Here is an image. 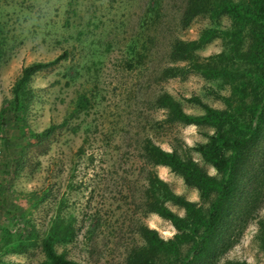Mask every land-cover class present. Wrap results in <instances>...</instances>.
Instances as JSON below:
<instances>
[{
	"label": "rangeland",
	"instance_id": "374dc122",
	"mask_svg": "<svg viewBox=\"0 0 264 264\" xmlns=\"http://www.w3.org/2000/svg\"><path fill=\"white\" fill-rule=\"evenodd\" d=\"M184 0H0V109L22 66L36 60L64 58L36 72L28 81V104L22 115L0 123V264H38L41 237L51 218L73 214L78 234L55 249L83 264H126L125 254L144 241L141 225L164 238L179 230L169 219L146 211L147 167L142 146L150 139L219 176L195 146L208 140L214 127L206 123L167 121L156 97L166 89L183 109L200 115L204 109L185 100L199 96L213 108L226 107L230 85L191 69L223 48L214 38L180 62V74L165 77L169 49L176 38L195 39L212 23L194 17L181 27ZM229 25L222 17L217 27ZM89 104L76 109L77 96ZM49 137H22L50 123ZM256 120H254L255 122ZM22 130V131H21ZM85 152L77 155L78 147ZM238 169L237 187L226 202L227 215L216 232V249L189 257V242L180 254L190 264H264V129ZM156 173L179 195L207 207L198 190L170 166L156 164ZM16 220L4 218L8 208L21 207ZM178 215L185 209L167 201ZM95 231L88 243L86 229ZM31 240L22 251L12 248L18 237ZM150 264H182L173 256Z\"/></svg>",
	"mask_w": 264,
	"mask_h": 264
},
{
	"label": "trees",
	"instance_id": "16d2710c",
	"mask_svg": "<svg viewBox=\"0 0 264 264\" xmlns=\"http://www.w3.org/2000/svg\"><path fill=\"white\" fill-rule=\"evenodd\" d=\"M200 15L207 17L212 24L201 29L195 39H174L168 52L172 63H168L163 72L165 77L177 76L183 69L180 64L182 60L191 58L192 52L202 44L220 38L223 48L219 52L194 59L189 66L208 79H221L230 85V94L224 98L226 107L213 108L199 96L185 97V100L204 109L200 115L190 114L183 109L180 100L166 89L158 93L156 102L164 110L167 121L206 123L214 127V131L207 135L208 140L198 143L195 148L211 163L219 176L209 174L194 161L182 159L174 150H166L147 139L142 146L147 164L146 211L156 212L171 220L179 232L173 238L164 239L155 229L141 225L139 233L144 242L125 254L126 264H150L161 256H173L181 259L182 264H190L192 259L186 263L180 254L179 245L182 242L191 244L189 257L192 258L215 250L216 232L227 215L226 202L237 187L238 169L245 166L251 146L261 138V130L264 129V0H184L179 23L184 27ZM222 17L229 19V25L215 26ZM66 54L67 51H64L51 60H36L22 66L12 85L11 98L3 101L0 123L22 115L28 104L27 84L31 76L57 63ZM88 104L89 99L85 94L77 96L76 109H85ZM67 123L68 117H64L59 123H50L40 131H24L21 136L41 140L53 134L58 126ZM85 150V145L81 144L77 155ZM156 164L168 165L179 173L187 185L198 190L200 199L207 202V207L176 194L156 173ZM167 201L182 206L185 214L180 216L175 213ZM22 209L23 206L8 208L4 218L16 220L17 212ZM75 222L76 217L71 213L66 216L57 213L51 218L41 237L44 258L38 264H83L55 249L56 242L76 240L78 228ZM94 231L93 225H90L86 229V236L83 235L86 238L82 239L90 248L92 244L89 239ZM25 238L31 240V228H28L27 237H18L13 242L12 248L22 251ZM239 264L247 263L242 261Z\"/></svg>",
	"mask_w": 264,
	"mask_h": 264
}]
</instances>
